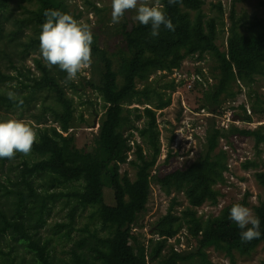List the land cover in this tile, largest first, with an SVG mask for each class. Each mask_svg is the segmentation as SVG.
<instances>
[{"label":"trees","instance_id":"obj_1","mask_svg":"<svg viewBox=\"0 0 264 264\" xmlns=\"http://www.w3.org/2000/svg\"><path fill=\"white\" fill-rule=\"evenodd\" d=\"M11 0H0V64L5 60L12 74L0 71V120L10 119L9 114L18 112L33 119L38 132L37 143L28 156L17 154L18 162L8 168L0 182V245L8 247L2 252L0 264H148L145 247L132 228L146 211L150 195V171L160 155L159 130L156 111L170 105L174 90L172 79H163L166 73L180 68L186 58H210L209 75L214 83L202 91L200 107L215 113L220 97L226 93L234 74L250 75L264 64V26L252 37L240 36L230 25L225 47L216 44L218 33L223 30V9L219 0H209L213 15H206L202 7L206 0H182L169 5L161 0L166 15L172 20L175 31L163 26L158 37H151V27L139 24L123 25L121 30L123 49L119 53L118 71L112 67L105 50L93 42L92 58L98 70L97 83L86 81L101 102L103 111L97 122V132L91 150L76 148L74 137L68 130L74 111L73 99L64 86L74 88L72 82L64 83L66 73L56 67L49 68L39 57H32L36 73L24 66L31 53L39 54V35L45 21V10H60L70 14L62 0H17L29 7L23 8L20 17L11 16ZM72 15V14H70ZM75 19L76 17L72 15ZM7 27V28H6ZM40 55V54H39ZM160 73L159 77L150 76ZM11 81L15 89L7 87ZM13 90L24 100L17 107L7 99L6 92ZM141 105L130 107L131 105ZM37 108V112H30ZM252 113L264 117V106L251 107ZM54 125H46L47 119ZM242 121L251 122L245 112ZM42 125V126H41ZM133 132L138 142L133 143L132 158L127 159ZM229 134L252 137L256 143H264V127L240 130L232 127ZM226 134L214 126L205 131L204 152L188 165L170 171L156 180L165 193H182L187 207L182 217L172 214V206L151 225L154 234L170 238L183 224L195 246L189 255L172 252L168 260L158 264H177L188 258H204L209 248L242 250L255 244L264 247V198L254 207L260 219L261 236L251 242H242L240 229L229 219L230 208L224 217L202 222L195 208L213 203L217 191L213 185L221 181L225 168L223 154L215 155L218 141ZM171 138L168 139V143ZM9 159L0 160V168ZM122 164L134 171L130 179L120 173ZM100 177L112 192V204L103 203L102 191L94 194L84 191L53 192L72 182ZM36 179H39L37 181ZM255 179L263 189L264 173H256ZM64 198L61 209L65 219L56 223L55 232L68 243L64 258L53 255L49 240L42 238L40 230L51 214L55 203ZM87 206H95L89 218L97 221L96 228L88 225L75 228L77 212ZM72 232L76 237L72 238ZM18 247L23 253L18 254ZM124 249V252L121 250ZM157 252L150 258L157 257ZM17 261H14L15 258ZM264 264V263H263Z\"/></svg>","mask_w":264,"mask_h":264},{"label":"rangeland","instance_id":"obj_2","mask_svg":"<svg viewBox=\"0 0 264 264\" xmlns=\"http://www.w3.org/2000/svg\"><path fill=\"white\" fill-rule=\"evenodd\" d=\"M65 8L77 20L90 24L93 32L94 43L104 49L111 59L112 67L118 71L119 53L123 49V38L121 30L123 25L127 28L137 21L133 19L135 12H126L119 24L111 23V0H62ZM223 9V30L218 33L216 44L220 50L225 47L226 36L230 25H234L240 36L249 38L257 35L264 26V0H219ZM154 2V0H150ZM29 7L17 0L9 3L11 16L20 17L23 8ZM203 12L210 16L213 11L210 9L209 0H206ZM7 28V27H6ZM32 57H42L36 52L31 53L24 61V66L31 72L36 73L32 64ZM92 65L85 73L79 75L73 81L74 88L64 86L66 94L73 99L74 111L68 133L74 137L76 148L91 150L94 136L97 132V122L103 111L102 102L98 94L92 90L86 81L97 83L98 70L92 58ZM44 62V61H43ZM45 63V62H44ZM210 58L205 55L203 59L186 58L179 69L166 73L163 79H172L174 90L170 94V105L161 111H156V122L159 130L160 155L150 171V195L146 204L145 213L138 218L137 224L133 226V233L138 236L145 247L146 260L148 264H158L168 260L172 252L182 257L189 255L194 249L195 243L189 235L187 228L182 224L180 229L170 238L160 237L153 233L151 225L166 210L172 206V214L182 217V211L188 206L182 193H165L157 183L158 177L182 168L197 159L204 152L203 140L205 131L214 126L226 134L218 141L214 150L215 155L223 154L222 161L225 164L221 173V181L213 185L218 193L213 203L206 202L195 208V214L202 222L210 218L224 217L225 211L235 203H240L254 210L263 200V189L255 179L256 173H264V143H256L252 137L238 134H229V130L235 127L240 130L255 129L261 125L264 127V117L252 113L251 107L264 106V64L250 75L239 77L234 74L233 81L229 84L225 94L220 97L219 108L215 113H210L207 108L200 107L202 91L208 85L214 83L209 75L211 66ZM0 71L3 74H12L8 63L3 60L0 64ZM159 72L150 76L159 77ZM14 84V81L10 82ZM141 105L133 104L130 107ZM37 108L30 112H37ZM244 112L251 116V122L241 120ZM10 118L31 120L24 111L22 116L18 112L8 115ZM46 125H54L48 118ZM42 126V125H41ZM168 143V139H170ZM138 142L137 134L133 132L130 139L131 149L128 151L127 159L132 158L133 143ZM19 157L6 161L0 168V182L8 189H12L10 183L5 182L7 175L13 176L8 165L18 162ZM120 173L126 172L130 179L134 178V171L127 164H122ZM39 181V179H36ZM87 189L94 194L102 191L103 203L112 204V192L100 177H91L87 182L78 180L71 184L59 187L50 191L68 192L84 191ZM64 198H60L53 206L51 214L46 218L45 225L40 230L42 238L49 240V247L57 258H64L65 250L69 243L55 232L56 223L62 222L65 217V210L61 209ZM96 207L87 206L84 210L78 211L75 217V228L88 225L90 228L97 227V221L89 218ZM254 213V211H253ZM72 232V238H75ZM2 252L6 253L8 247L1 244ZM17 253H23L18 247ZM157 252V257L150 258L151 253ZM124 252V249L121 250ZM15 258V257H14ZM14 261H17L15 258ZM264 247L262 244H255L242 250L228 251L224 247L218 249L209 248L205 251V257L188 258L178 261L177 264H263Z\"/></svg>","mask_w":264,"mask_h":264},{"label":"clouds","instance_id":"obj_3","mask_svg":"<svg viewBox=\"0 0 264 264\" xmlns=\"http://www.w3.org/2000/svg\"><path fill=\"white\" fill-rule=\"evenodd\" d=\"M182 0H168L169 5ZM135 12L133 19L151 27L150 36L158 37L161 27L175 31L172 20L166 15L161 0H111V23L119 24L126 12ZM45 21L39 35V54L45 64L66 73L64 83L76 81L91 67L93 32L90 24L75 19L60 10H45ZM7 87L15 89V84ZM7 99L21 107L24 100L13 90L6 92ZM38 132L31 120L10 118L0 120V160L14 159L16 155L28 156L37 143ZM229 219L241 230L242 242H251L261 236L260 219L252 209L240 203L230 208Z\"/></svg>","mask_w":264,"mask_h":264}]
</instances>
